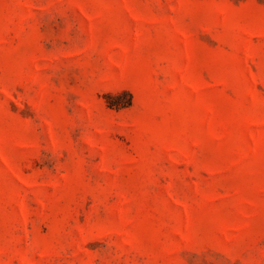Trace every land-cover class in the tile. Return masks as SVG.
<instances>
[{
    "label": "rangeland",
    "instance_id": "obj_1",
    "mask_svg": "<svg viewBox=\"0 0 264 264\" xmlns=\"http://www.w3.org/2000/svg\"><path fill=\"white\" fill-rule=\"evenodd\" d=\"M0 264H264V0H0Z\"/></svg>",
    "mask_w": 264,
    "mask_h": 264
}]
</instances>
